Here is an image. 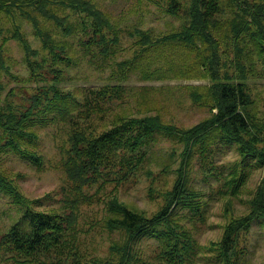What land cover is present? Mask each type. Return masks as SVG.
<instances>
[{
  "label": "rangeland",
  "instance_id": "obj_1",
  "mask_svg": "<svg viewBox=\"0 0 264 264\" xmlns=\"http://www.w3.org/2000/svg\"><path fill=\"white\" fill-rule=\"evenodd\" d=\"M90 1L113 16L120 34L119 44L106 59L89 45V37L81 24L85 15L81 5L62 4V10L56 12L45 0L11 3L8 6L14 14L3 15L0 19L1 26L7 30L0 32V38L6 33L10 35L9 27L15 28L30 47L43 53L40 49L43 36L51 44L65 42L63 46L69 47L72 65L62 67L60 85L72 92L83 87L116 83L117 80L109 74L116 71V65L122 68L121 62L126 57L134 59L138 68L149 72L141 76L140 69L133 70L118 80L127 88V93L122 100H113L110 111L94 116L91 132L105 130L118 115L139 118L157 115L162 122L183 129L209 116V108L198 104L192 97V92L201 93L212 83L201 65L202 56L208 50L199 41L194 49H188L172 40L145 51L142 49L144 45L137 41V34L129 27L140 26L161 35L180 32L184 24L181 14L158 11L154 4H145L143 0ZM34 7L50 8L49 13L59 16L64 25L59 26L51 19L55 17L38 13ZM36 28H39V36ZM224 36L230 45L228 28L224 29ZM2 50L9 67L7 74L0 72L3 84L0 97L14 89V100L22 105L28 104V96L36 84L43 82L36 83L30 77L21 42L9 38ZM245 50L248 62L255 69L247 81L249 103L246 109L250 125L243 137H257L258 144L263 145L264 73L255 49L246 45ZM229 55L232 57L234 53ZM43 71L51 77L47 70ZM36 132V144L28 146L26 151L36 156L40 163L34 164L12 150L0 148V172L36 210L60 216L58 218L65 224L64 245L56 252H42L32 263L11 257L0 247V264H138L140 261L147 264H226L221 250L227 235L233 237L238 253L235 262L232 260L230 264H264V214L255 216L248 229H241L242 221L252 211L264 206V199H258L263 169L241 166L236 146L222 143L217 148L215 141H211L210 155L215 152L214 158L195 151L187 161V183L201 195L189 198V204L194 207L177 205L170 213L169 223H163L164 229L172 225L176 232L178 243L175 247L171 238L150 235L134 238L131 232L119 228L112 219L117 217L114 209L119 210V206L151 218L169 204L166 192L174 184L176 170L182 162V143L160 135L152 151L149 150V159L136 172L131 173L128 171L130 167L116 163L102 167L97 177L84 182L65 173V151L72 135L68 122L60 120ZM209 161L214 168L212 171L220 172V175L209 174ZM231 168L242 173V180L236 182L241 186L235 192L231 190L235 178L227 174ZM22 208L8 191L0 189V237L20 218ZM183 243L189 247L186 251Z\"/></svg>",
  "mask_w": 264,
  "mask_h": 264
},
{
  "label": "trees",
  "instance_id": "obj_2",
  "mask_svg": "<svg viewBox=\"0 0 264 264\" xmlns=\"http://www.w3.org/2000/svg\"><path fill=\"white\" fill-rule=\"evenodd\" d=\"M21 0H0V19L4 15L11 16L13 10L8 6ZM61 11L62 4L81 5V11L85 15L81 21L83 32L89 37V45L103 58H108L113 53L114 47L119 44L120 34L116 30V23L109 13H105L93 5L90 0H45ZM145 4H154L158 11L164 13L181 14L184 24L180 32L159 34L152 29L140 26H129L132 32L137 34V41L143 44L142 49L149 51L159 48L161 42L179 41L188 49H194L199 41L207 54L202 56L201 65L205 68L211 79V85L201 92H192L193 99L200 105L209 108V116L195 125L183 129L173 124L162 122L157 115L142 117L116 116L109 127L100 132L90 131L94 116L102 115L111 109V104L116 100H122L127 93V88L118 80L124 79L129 72L139 70L141 76L148 73L138 68L136 61L128 57L118 65L115 72L109 75L117 80L116 83L103 84L96 87H83L77 92L66 90L60 85L63 66L72 65V56L69 47L65 48V42L42 39L43 52L30 47L27 41L18 33L17 29L9 27L8 32L0 38V72L7 74L9 63L3 55L2 47L9 38L21 42L24 48V62L30 77L36 82L34 91L28 96V104L22 105L14 100L15 91L10 89L3 98L0 97V148H7L19 154L20 157L39 164L40 160L32 153L26 151L28 146L34 147L38 140L36 130L49 124L66 121L70 126V146L66 149L64 158L65 173L74 179L87 182L99 175L102 167L121 164L130 167L128 171L136 172L149 159V150L152 151L157 137H163L182 143V159L177 168V176L170 190L166 192L170 201L157 215L146 218L125 206L114 209L118 213L112 221L119 228L132 233V237L150 235L154 238H171L173 245H177V234L172 225L164 229L163 223H169L170 213L177 205L194 207L189 204L191 197L201 193L192 190L186 178L187 161L195 151L214 158L210 145L215 141L218 148L221 144L236 146L239 153L241 166H250L263 169L258 199H264V144H258L257 137L247 139L243 133L249 129V103L248 79L253 74L254 65L248 62V53L245 46L255 49L259 57L264 73V0H143ZM37 9L38 13H49L50 8ZM52 20L59 26L64 24L55 13H49ZM113 20H112V19ZM35 25V22L32 21ZM0 32L6 30L1 26ZM65 28V26H64ZM128 28V29H130ZM230 32L231 44L224 36V29ZM82 29V27H81ZM39 28H36V34ZM62 30H64L62 28ZM119 30V29H118ZM7 31V30H6ZM69 32V30H68ZM221 43L224 44L221 47ZM113 45V46H110ZM234 55L230 57V53ZM59 67V68H57ZM43 69L51 74L47 77ZM3 84L0 80V94ZM216 109L215 112L212 110ZM216 148V149H217ZM188 151V156L186 155ZM187 156V157H186ZM209 174L220 175L213 172L212 163L209 161ZM122 167L119 166V169ZM227 171L228 177L235 178L231 185L232 191H237L242 180V173L235 168ZM244 171L241 168H238ZM95 179V178H94ZM11 181L5 179L0 172V189L8 191L22 208V215L0 237V247L11 257H18L29 261L37 259L42 252H56L64 245V222L55 214L48 211L36 210L35 207L24 200L18 192L12 188ZM252 210V208H250ZM195 210H198L196 208ZM250 210V211H251ZM264 214V206L252 211L242 221L241 229H248L251 220L255 216ZM224 247L221 250L225 263L237 258L235 241L230 235L225 236ZM176 247V246H175ZM184 251L189 248L183 243ZM190 251V250H189ZM186 253V252H185ZM224 261V260H223ZM62 264V263H61ZM138 264H147L138 262Z\"/></svg>",
  "mask_w": 264,
  "mask_h": 264
}]
</instances>
